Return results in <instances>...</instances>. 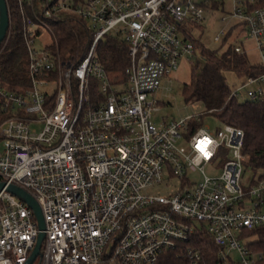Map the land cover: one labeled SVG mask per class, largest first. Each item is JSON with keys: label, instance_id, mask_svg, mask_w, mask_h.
Returning a JSON list of instances; mask_svg holds the SVG:
<instances>
[{"label": "built area", "instance_id": "built-area-1", "mask_svg": "<svg viewBox=\"0 0 264 264\" xmlns=\"http://www.w3.org/2000/svg\"><path fill=\"white\" fill-rule=\"evenodd\" d=\"M17 1L32 10L22 28L30 85L0 89V264H26L40 232L11 185L40 205V264H157L201 226L220 247L221 264H260L263 253L241 236L264 227V169L246 175L244 130L213 129L204 112L153 118L179 58L201 63L192 32L208 13L223 14L216 46L245 53L244 41L253 39L259 51L263 71L231 95L264 98V0H43L39 9L34 0ZM74 17L93 33L78 60L57 42L54 48L53 24ZM110 33L130 55L125 80L116 83L96 52ZM202 141L203 151L195 147ZM193 171L203 178L195 181ZM184 251L191 264L202 259L199 247Z\"/></svg>", "mask_w": 264, "mask_h": 264}, {"label": "trees", "instance_id": "trees-1", "mask_svg": "<svg viewBox=\"0 0 264 264\" xmlns=\"http://www.w3.org/2000/svg\"><path fill=\"white\" fill-rule=\"evenodd\" d=\"M11 14L10 35L0 45V89L21 92L30 85L28 54L22 33L23 17L32 14L29 6L23 11L17 0H7ZM37 9L43 0H34ZM54 48L56 42L60 53L82 59L92 43L93 33L85 20L74 17L61 23H54ZM196 48L203 56V64L197 63L192 79L185 83L182 95L186 103L202 102L203 119L215 116L220 123H228L242 128L245 132L243 152L247 155V166L254 174L264 169V98L241 100L232 96L233 87L227 81L226 71H232L239 78L256 76L263 69L260 62L251 63L246 53H238L230 48L209 49L194 39ZM97 56L112 82L125 80V72L130 64L128 44L120 35L108 34L97 46ZM3 98L0 95V123L6 114L2 110ZM241 236L253 251L263 253L260 264H264V227L247 229ZM187 245L199 247L202 259L197 264H221V249L214 242L208 230L201 226L191 235L189 241L181 242L176 249L162 253L157 264H191L185 255ZM41 257L33 264H40Z\"/></svg>", "mask_w": 264, "mask_h": 264}, {"label": "rangeland", "instance_id": "rangeland-1", "mask_svg": "<svg viewBox=\"0 0 264 264\" xmlns=\"http://www.w3.org/2000/svg\"><path fill=\"white\" fill-rule=\"evenodd\" d=\"M223 14L222 12H218L215 15L207 14L206 19L204 20L203 25H197L193 29V36L194 39L199 40L206 48L209 49H216V48H223L221 46H216L214 38L216 34L220 31V29L224 26L222 22ZM244 34L242 35L241 39H244ZM255 41L253 39H249L244 41L245 53L251 63L259 62V51L255 48ZM200 53V51H199ZM201 63L203 64V56L200 53ZM200 63V62H198ZM200 63V64H201ZM197 61L192 59L189 56H183L179 58L177 68L172 70L170 77L172 79L171 89L167 90L166 92H160L158 97L162 100L163 103L160 105V110L154 115L153 120L156 122H160L163 118L168 120L173 118H182L189 114L195 113H203L205 108L202 102H194V103H186L183 95H182V88L185 83H189L192 79V72L194 66H196ZM225 76L227 78L228 83L231 87H236L240 84L242 78L236 76V74L232 71H226ZM255 85H253V88ZM264 88V84H262ZM246 99V97H242ZM205 122L210 125L213 129H216L220 126V121L212 115H207L205 117ZM2 148V145H0ZM205 171L207 174L215 173V170L210 166H206ZM259 174V172H258ZM246 175L248 177H253L254 173L246 171ZM192 178L195 181H199L203 178V175L200 172L193 171L191 174ZM162 191L161 188H153L149 191L157 192ZM165 191H163L164 193ZM235 257H238L239 254L235 251L233 252Z\"/></svg>", "mask_w": 264, "mask_h": 264}, {"label": "water", "instance_id": "water-1", "mask_svg": "<svg viewBox=\"0 0 264 264\" xmlns=\"http://www.w3.org/2000/svg\"><path fill=\"white\" fill-rule=\"evenodd\" d=\"M10 26H11V17H10V10H9L8 2L7 0H0V45L7 38L8 33L10 31ZM3 187H4V183H0V189H2ZM9 190L13 194L23 198L28 203V205L34 211L35 217L38 222V227L40 229V232L37 238L36 245L26 263V264H33L34 261L40 255L42 244L45 239V232H44L45 220H44L39 203L30 193H28L26 190L18 186H15V185H11L9 187Z\"/></svg>", "mask_w": 264, "mask_h": 264}, {"label": "clouds", "instance_id": "clouds-1", "mask_svg": "<svg viewBox=\"0 0 264 264\" xmlns=\"http://www.w3.org/2000/svg\"><path fill=\"white\" fill-rule=\"evenodd\" d=\"M203 144H204V142L202 141L199 145H196L195 147H199V148H203Z\"/></svg>", "mask_w": 264, "mask_h": 264}, {"label": "snow or ice", "instance_id": "snow-or-ice-1", "mask_svg": "<svg viewBox=\"0 0 264 264\" xmlns=\"http://www.w3.org/2000/svg\"><path fill=\"white\" fill-rule=\"evenodd\" d=\"M203 151V149H201ZM207 155V153H205Z\"/></svg>", "mask_w": 264, "mask_h": 264}]
</instances>
